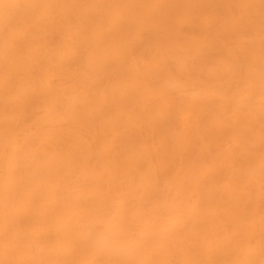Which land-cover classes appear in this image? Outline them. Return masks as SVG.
<instances>
[{
  "label": "bare ground",
  "instance_id": "obj_1",
  "mask_svg": "<svg viewBox=\"0 0 264 264\" xmlns=\"http://www.w3.org/2000/svg\"><path fill=\"white\" fill-rule=\"evenodd\" d=\"M0 264H264V0H0Z\"/></svg>",
  "mask_w": 264,
  "mask_h": 264
}]
</instances>
